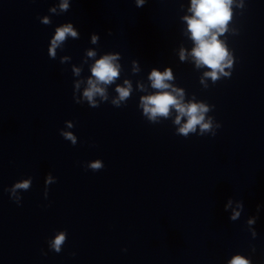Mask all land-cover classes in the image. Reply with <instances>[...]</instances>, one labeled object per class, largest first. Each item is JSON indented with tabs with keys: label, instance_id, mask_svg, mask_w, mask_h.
<instances>
[{
	"label": "water",
	"instance_id": "water-1",
	"mask_svg": "<svg viewBox=\"0 0 264 264\" xmlns=\"http://www.w3.org/2000/svg\"><path fill=\"white\" fill-rule=\"evenodd\" d=\"M58 3L0 0V264H228L235 254L264 264V0H233L218 37L230 52L229 76L204 84L207 69L188 55L190 0H70L67 12L50 15ZM44 16L50 25L39 22ZM64 23L79 39L51 59L50 39ZM103 54L118 55L121 66L109 102L76 104L73 85L83 90ZM166 68L184 102L214 106L215 136L175 134V111L156 124L143 117L139 98L154 91L148 76ZM125 79L133 92L116 108L110 100ZM97 159L102 170L83 167ZM49 173L56 183L45 199ZM29 177L18 206L4 189ZM61 230L67 240L57 254L46 241Z\"/></svg>",
	"mask_w": 264,
	"mask_h": 264
},
{
	"label": "clouds",
	"instance_id": "clouds-1",
	"mask_svg": "<svg viewBox=\"0 0 264 264\" xmlns=\"http://www.w3.org/2000/svg\"><path fill=\"white\" fill-rule=\"evenodd\" d=\"M146 0H135L136 7H142ZM233 0H190V7L188 12L190 16H184L182 19L187 25V32L190 39L194 43V47L190 55L197 68L204 67L207 69L203 73L201 84H204V78L210 79L213 83L218 81L221 76H229L225 72V68L231 67L230 52L224 41L218 37L224 35L228 31V24L233 17ZM239 7L243 8V4ZM70 8V0H59L58 5L50 7L48 12L50 15H60L67 12ZM39 22L45 26L51 24L49 16L39 18ZM111 35V32L108 33ZM71 37L79 39V34L74 30L72 23H64L54 30V35L50 39V45L47 48V55L51 59L57 56V50L63 51V46ZM98 36L92 37V42L98 41ZM97 52L88 50L86 56L88 58L97 57ZM69 57L64 56L61 63L67 61ZM118 55L103 54L98 59H94V63L90 66V77L86 79V86L81 91V81H77L73 85V101L76 104L87 103L90 108H97L101 103L109 102L108 86L113 85L121 75V66L117 63ZM186 59L185 51L181 49L180 60ZM87 61H84L86 63ZM134 71L138 68L134 66ZM72 73L79 76L81 69L77 67L72 68ZM148 80L151 82L150 86L153 93L144 95L139 98L138 107L142 109V115L152 124L159 123L158 118L168 119L172 112L176 115L173 124L178 126L176 133L179 136L187 138L190 133L198 136H204L211 133L215 136L214 119L207 114L213 110L212 105L206 102H193L189 100L184 102V91L173 86V73L170 69H165L163 72L152 69ZM207 87V85H205ZM140 91H144L143 85H137ZM116 96L110 100L112 106L119 108L126 103L130 98L133 87L129 80L123 81V86L117 85L114 89ZM97 97L99 99H97ZM183 121V122H182ZM68 128H73L72 122L67 123ZM220 124H215L216 128H220ZM199 128V132H197ZM59 135L66 141H69L72 146L77 144V137L69 131H60ZM86 170L97 172L103 169V162L99 159L88 162L83 165ZM56 183V179L49 173L44 178V198L48 197V186ZM31 177L15 182L10 188H5L4 191L8 193L9 199L18 206L21 201V192L28 191L31 187ZM231 205V200L225 205L227 209ZM242 209V204L237 205ZM240 215V212L234 211L231 219L235 220ZM252 223V221H249ZM255 236V234H253ZM67 240L66 230L57 231L54 237L46 241L49 251L59 254ZM255 252V247L251 248ZM42 255H46L42 251ZM72 255H75L74 253ZM228 264H252L249 258L243 255L235 254L228 261Z\"/></svg>",
	"mask_w": 264,
	"mask_h": 264
}]
</instances>
